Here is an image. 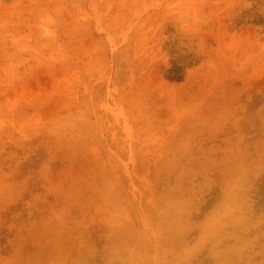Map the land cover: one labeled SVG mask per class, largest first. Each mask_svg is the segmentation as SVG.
I'll list each match as a JSON object with an SVG mask.
<instances>
[{
    "label": "rangeland",
    "instance_id": "1",
    "mask_svg": "<svg viewBox=\"0 0 264 264\" xmlns=\"http://www.w3.org/2000/svg\"><path fill=\"white\" fill-rule=\"evenodd\" d=\"M0 264H264V0H0Z\"/></svg>",
    "mask_w": 264,
    "mask_h": 264
}]
</instances>
